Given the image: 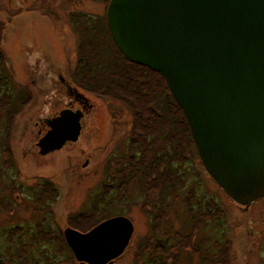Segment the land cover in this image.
<instances>
[{"label":"rangeland","instance_id":"obj_1","mask_svg":"<svg viewBox=\"0 0 264 264\" xmlns=\"http://www.w3.org/2000/svg\"><path fill=\"white\" fill-rule=\"evenodd\" d=\"M108 4L107 0H0L5 65L17 87L29 92L26 106L13 117L9 130L0 93L2 260L8 261L9 252L24 243L38 257L47 245L33 241L41 230L64 235L68 226L80 230L108 215H125L132 219L135 232L114 264H163L162 255L151 250L154 239L174 246L173 261L164 264H264V198L248 208L234 201L206 170L199 154L172 161L185 185L164 206L156 203L161 191L155 182L138 176L135 168L121 173L123 166H113L116 158L129 155L135 126L131 109L73 80L80 38L74 23L91 34L102 31ZM143 79L152 91L156 80L162 88L157 75ZM63 110L84 113L80 138L42 154L38 142L50 129L47 121ZM124 173L134 177L127 191L118 183ZM45 182L58 190L52 208L48 194L44 201L40 199ZM197 218L202 220L199 225ZM217 240L228 248L221 255L224 258L217 255ZM55 242L47 243L59 251ZM75 264H79L76 258Z\"/></svg>","mask_w":264,"mask_h":264},{"label":"water","instance_id":"obj_2","mask_svg":"<svg viewBox=\"0 0 264 264\" xmlns=\"http://www.w3.org/2000/svg\"><path fill=\"white\" fill-rule=\"evenodd\" d=\"M107 23L124 56L165 78L226 194L246 208L264 198V0H110ZM83 117L47 121L41 153L78 141ZM134 232L125 215L63 231L79 264H114Z\"/></svg>","mask_w":264,"mask_h":264},{"label":"trees","instance_id":"obj_3","mask_svg":"<svg viewBox=\"0 0 264 264\" xmlns=\"http://www.w3.org/2000/svg\"><path fill=\"white\" fill-rule=\"evenodd\" d=\"M109 1L107 0L108 3ZM74 24L80 38L73 80L89 92L96 93L101 97H115L121 100L131 109L135 118L129 155H124L120 159L116 158L113 166H123L120 170L121 173L135 168L138 176L144 175L149 182H155L154 186H157L156 189L161 191L159 192L160 200H157L156 203L161 202L163 206L169 205V196H176L185 185L182 173L180 174L178 166H174L175 162L172 161H183L189 157L188 154H199L185 113L173 97L161 73L134 62L121 53L113 40L107 21L105 27H102L106 34L103 30L91 34V30H84L78 23ZM5 64L6 55L0 49V93H3L1 100L9 130L12 129L13 117L26 106L29 92L27 93L25 88L17 87L10 78V72ZM147 74L157 75L160 79L159 82L162 83V88L156 86L159 85L156 80L154 85L156 87L153 86L152 91L148 82L143 79V76ZM142 133L145 134L142 135ZM7 136H9V132ZM7 148L8 146H6V150H9ZM124 175L125 177H121L118 183L121 189L125 188L127 191L129 182L134 177H128L125 173ZM45 184V186L42 185L43 195L40 199L44 201L45 194H48L50 197L48 205L52 208V203L58 197V190L48 182ZM110 187L111 183L106 184L105 191L109 192ZM140 189L144 190V188ZM150 189L148 188L147 195H149ZM189 201L190 199L187 200L188 203ZM156 203H153L154 207H156ZM191 209L190 207V211L194 213ZM109 217L111 216L108 215L102 220ZM102 220L92 224L89 228H80V230L86 232ZM196 222L199 225L202 220L197 218ZM17 228L20 229V227ZM53 236L55 238H52ZM33 241H44L47 244L43 245L41 251L38 252V257L32 256L31 248L36 246H32L29 251L28 244L24 243L14 252H9L11 254L8 261L2 260L0 254V264H75L74 253L62 233L51 235L49 231L41 230L37 236H33ZM53 241H56L55 247H58L59 251H54L48 246V243ZM215 246L220 248L219 254H217L219 256L228 251V248L223 246L219 240L216 241ZM151 247H153L151 250L162 255L163 264L173 261L174 246L170 245L168 241L165 245L161 240L154 239ZM66 250L68 251L67 255H65ZM60 254L65 255V260L61 258Z\"/></svg>","mask_w":264,"mask_h":264}]
</instances>
